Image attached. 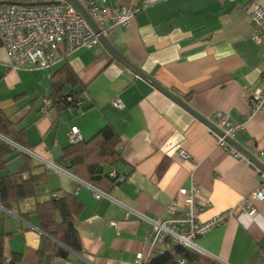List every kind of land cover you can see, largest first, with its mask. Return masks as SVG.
<instances>
[{
  "label": "crops",
  "instance_id": "0c3cea01",
  "mask_svg": "<svg viewBox=\"0 0 264 264\" xmlns=\"http://www.w3.org/2000/svg\"><path fill=\"white\" fill-rule=\"evenodd\" d=\"M52 1L57 0L21 2ZM144 1L107 0L100 6L111 12ZM148 1L151 5L129 26L115 30L112 44L210 122L222 112L232 122L244 123L235 145L264 164V115L245 120L251 104L244 95L263 86L264 41H256L249 14L255 0ZM256 1L264 8V0ZM61 54L51 70H13L0 42V149L14 150L0 155V178L17 174L28 156L40 167L37 173L47 177L38 188L40 200L49 193L74 195L83 206L76 218L82 253L70 251L65 259L50 248L40 253L45 235L34 214L35 201L29 200L11 210L0 204V234L10 235L4 245L7 262L21 256L18 264H136L139 255L150 252L153 221L168 218L166 208L181 188L195 184L197 203L209 201L200 214L205 222L239 206L260 187L262 175L218 146L210 127L103 46ZM65 66L77 81L64 84L63 92L80 97L83 106L59 111L52 105L43 113L52 79ZM116 100L124 107H116ZM107 126L119 138L121 161L113 168L102 165L101 179L92 184L86 168H69L73 161L64 162V150L74 127L89 141ZM10 132L25 146L14 142ZM180 151L189 158L180 159ZM113 171L126 181L113 185L108 179ZM90 185L108 196L97 200ZM178 200L182 211L185 199ZM254 207L255 218L240 214L199 237L197 252L219 264H264V201H255ZM26 214L27 220L22 218Z\"/></svg>",
  "mask_w": 264,
  "mask_h": 264
},
{
  "label": "built area",
  "instance_id": "2783aa9c",
  "mask_svg": "<svg viewBox=\"0 0 264 264\" xmlns=\"http://www.w3.org/2000/svg\"><path fill=\"white\" fill-rule=\"evenodd\" d=\"M89 13L98 25L101 34L110 39L118 27H127L131 24L137 13L148 8L151 2L146 0L136 7H121L108 12L101 8L100 2L107 0H77ZM256 41H264V8L255 0L249 8ZM0 42L10 55V67L13 70L21 69H53L62 57V50L67 54L80 49H93L102 46L99 35L90 27L86 19L66 0H57L41 3H0ZM244 97L251 104V111L246 121L252 120L256 115H264V64L263 86L249 90ZM72 100V99H70ZM81 108L83 102H76ZM115 106L123 108L120 100L115 101ZM52 107V101H44L43 113ZM213 125L219 132L210 128L218 146L225 149L235 158L247 161L263 177L260 187L241 204L217 214L208 221L201 222L200 214L204 206L197 203L199 190L195 184L190 188H181L178 197H184L185 205L180 210L178 197L173 199L166 208L167 219L153 221V231L148 239L150 252L145 257L139 255L136 264H147L156 254L168 250L174 245H181L188 249L199 251L196 240L205 236L214 229L226 225L232 218L240 214H248L255 218L257 210L255 201H264V171L236 149L231 141L245 129L244 123L232 122L227 115L217 112L213 116ZM71 144L81 142L82 136L78 128L74 127L69 136ZM180 159H188L185 151L178 153ZM52 167H55L50 163ZM119 183L126 181V176L119 175L116 171L110 174ZM94 197L100 200L108 194L93 185H90ZM112 225L117 228L118 223Z\"/></svg>",
  "mask_w": 264,
  "mask_h": 264
},
{
  "label": "trees",
  "instance_id": "16d2710c",
  "mask_svg": "<svg viewBox=\"0 0 264 264\" xmlns=\"http://www.w3.org/2000/svg\"><path fill=\"white\" fill-rule=\"evenodd\" d=\"M24 0H0V3H28ZM76 75L70 67L65 66L60 73L52 79L51 95L53 108L64 110L70 107H77L81 101L80 97L63 92V85L66 83H76ZM72 99V100H70ZM83 102V101H82ZM16 133V132H15ZM7 135L16 143L24 145L13 132ZM119 138L114 129L110 126L103 128L89 141H81L77 144H71L64 150V162L73 161L69 168L82 166L87 169L92 184L96 183L94 177L102 165L110 168L121 161L120 154L116 151L119 144ZM25 146V145H24ZM4 150L13 152V149L4 147L0 149V155ZM4 163L0 166L3 168ZM40 167L33 165L32 160L25 156L23 167L17 174H12L0 178V204L11 210L13 204L23 201L34 200V214L38 220L39 230L45 235L43 239V253L47 248L58 254L61 247L68 249L76 254L82 253V245L76 226V218L82 211V204L74 195L63 193L55 197L54 193H49L48 198L40 200L41 195L38 188L47 181L45 173H37ZM121 175V174H119ZM113 185L118 181L109 176ZM95 186V185H94ZM96 187V186H95ZM28 214L22 215L27 220ZM10 235L0 234V264H18L21 262V256H14L9 262L4 255L5 240ZM58 244H56L55 242ZM68 258V256H67ZM147 264H219L209 259L195 250L188 249L181 245H174L162 253L156 254Z\"/></svg>",
  "mask_w": 264,
  "mask_h": 264
},
{
  "label": "water",
  "instance_id": "95a60500",
  "mask_svg": "<svg viewBox=\"0 0 264 264\" xmlns=\"http://www.w3.org/2000/svg\"><path fill=\"white\" fill-rule=\"evenodd\" d=\"M69 2L88 22L90 27L93 29V31L99 35L100 41L102 46L108 51V53L121 65L126 67L128 70L136 74L138 77L146 80L149 82L153 87H155L160 92L164 93L166 96H168L170 99H172L174 102H176L178 105H180L182 108H184L186 111L191 113L193 116H195L197 119H199L201 122L206 124L208 127L214 129L215 131L219 132L218 129L213 125L212 122L207 120L205 117L197 113L194 109H192L185 101L174 95L171 91L168 89L162 87L159 83H157L154 79L149 77L146 73H144L137 65H135L130 59H128L126 56H124L111 42L110 39L105 37L101 34V31L98 27V25L94 22V20L91 18L89 13L78 3L77 0H66ZM231 144L235 145L234 141H231ZM240 152H242L248 159H250L253 163H255L257 166H259L264 171V164H262L258 159L253 157L250 153H248L246 150L241 149L240 147H236ZM102 174V168H100L97 171L96 177H94V180L101 179ZM69 250L61 247L60 254L63 259H65L68 254Z\"/></svg>",
  "mask_w": 264,
  "mask_h": 264
}]
</instances>
